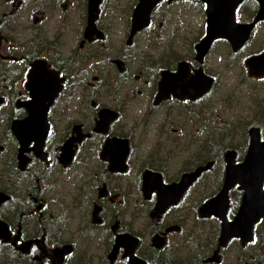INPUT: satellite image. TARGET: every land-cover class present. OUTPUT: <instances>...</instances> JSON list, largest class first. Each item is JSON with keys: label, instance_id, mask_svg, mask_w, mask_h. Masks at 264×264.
<instances>
[{"label": "flooded vegetation", "instance_id": "1", "mask_svg": "<svg viewBox=\"0 0 264 264\" xmlns=\"http://www.w3.org/2000/svg\"><path fill=\"white\" fill-rule=\"evenodd\" d=\"M138 1L119 28L117 0H0V264H264V213L219 240L215 212L233 220L243 188L206 204L226 153L244 159L251 127L264 139V73L246 64L264 51V18L200 58L205 1L158 0L132 32ZM184 1L204 12L199 33H148L157 10ZM258 8L241 0L235 20ZM218 45L223 70L208 65ZM237 63L251 88L228 121L237 102L216 92Z\"/></svg>", "mask_w": 264, "mask_h": 264}, {"label": "water", "instance_id": "2", "mask_svg": "<svg viewBox=\"0 0 264 264\" xmlns=\"http://www.w3.org/2000/svg\"><path fill=\"white\" fill-rule=\"evenodd\" d=\"M158 0H139L132 12L131 31H135L149 23L150 13ZM206 3V33L197 43L200 58L210 44L218 36L227 37L233 46L241 43L250 31L253 23L264 18V0H257L259 8L251 22L240 23L235 20V8L241 0H203ZM241 38V39H240ZM246 64L254 66L250 73H264V51L260 54L250 56ZM210 82V80H209ZM250 143L244 159L235 164L234 152L225 155V176L222 189L218 194L206 202L207 206L223 203L226 201L227 190L235 183L243 188L241 203L233 220L227 221L222 208L215 213L222 219V228L219 240L226 241L231 235L239 234L244 229L250 233V227L261 214L264 213V139L259 140L257 127H251ZM180 187V186H179ZM184 187H180L183 189ZM207 208V207H206ZM214 210V209H213ZM247 223V224H246ZM246 225V226H245ZM248 234V233H247Z\"/></svg>", "mask_w": 264, "mask_h": 264}, {"label": "rangeland", "instance_id": "3", "mask_svg": "<svg viewBox=\"0 0 264 264\" xmlns=\"http://www.w3.org/2000/svg\"><path fill=\"white\" fill-rule=\"evenodd\" d=\"M129 0H117L121 9L118 14L119 28L123 26L124 19L127 14V6ZM178 4V5H177ZM174 5L173 8H160L156 11L155 20L152 24V30L148 33L158 34L160 38H172L175 34H180L184 36V39L190 40L193 36L200 32L204 25V12L201 7L194 6L188 2H180ZM125 5V6H124ZM123 7V8H122ZM240 16L244 15V12L239 11ZM159 21H161L159 23ZM254 40L260 42L264 41V21L261 22L255 32ZM186 41V42H187ZM224 47L218 45L215 48V51L210 54L208 65L214 67L218 70H223L222 64H224ZM221 56V58H220ZM223 58V59H222ZM233 71L232 73H229ZM241 69L239 68V63L231 66V69H228L227 72L222 74L223 84L216 92V95L225 93V96L231 93L232 97L228 96V99L231 102H237L236 108L233 106L230 109L225 107V117L229 121H237V114L240 111V106L244 102L243 97L241 96L242 90L245 87H250L245 81L241 82ZM251 88V87H250ZM245 90V92H247ZM220 93V94H219ZM238 98V99H237ZM237 99V100H236ZM258 122V121H257ZM196 197V196H195Z\"/></svg>", "mask_w": 264, "mask_h": 264}]
</instances>
